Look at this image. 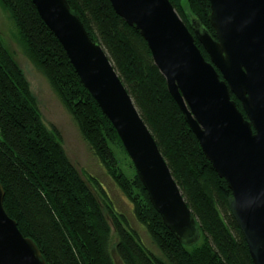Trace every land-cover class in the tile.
Returning <instances> with one entry per match:
<instances>
[{"label": "trees", "instance_id": "obj_1", "mask_svg": "<svg viewBox=\"0 0 264 264\" xmlns=\"http://www.w3.org/2000/svg\"><path fill=\"white\" fill-rule=\"evenodd\" d=\"M68 1L91 37L108 52L197 216L201 237L184 243L165 224L115 126L33 0L0 4L18 28L23 51L45 74L159 252L146 244L97 178L90 175L100 197L83 178L61 132L46 122L29 78L0 32V180L9 215L35 240L47 264H118L116 256L123 264H255L229 205L232 189L170 93L147 40L116 12L111 0ZM171 2L192 32L201 26L215 35L210 0ZM196 42L210 59L197 36ZM232 97L243 109L235 94ZM115 146L130 157V174Z\"/></svg>", "mask_w": 264, "mask_h": 264}, {"label": "water", "instance_id": "obj_2", "mask_svg": "<svg viewBox=\"0 0 264 264\" xmlns=\"http://www.w3.org/2000/svg\"><path fill=\"white\" fill-rule=\"evenodd\" d=\"M33 2L115 126L165 224L180 241H197L198 218L104 46L68 0ZM111 2L147 40L170 93L232 189L229 205L255 264H264V0H210L215 35L201 26L192 32L171 0ZM5 194L0 180V264H47L9 215Z\"/></svg>", "mask_w": 264, "mask_h": 264}, {"label": "rangeland", "instance_id": "obj_3", "mask_svg": "<svg viewBox=\"0 0 264 264\" xmlns=\"http://www.w3.org/2000/svg\"><path fill=\"white\" fill-rule=\"evenodd\" d=\"M0 32L6 45L13 52L16 60L22 66L29 78L32 90L38 99L39 106L46 122L51 126H56L61 132L67 153L73 164L81 172L83 178L89 183L92 190L100 197L99 190L94 181L90 178V175L97 178L100 184L104 186L110 194L115 206L128 216L130 223L139 232L146 244L155 252H159L146 228L135 218L131 203L121 192L106 168L94 154L90 145L84 139L76 120L63 105L45 74L34 65L32 60L23 51L18 39V28L8 10L1 4ZM115 148L123 168L130 174L133 171L130 157L127 156L128 154L125 152L124 148L120 146H115ZM116 239V233L113 231L114 243L116 242ZM116 258L118 264H123L118 256H116Z\"/></svg>", "mask_w": 264, "mask_h": 264}]
</instances>
